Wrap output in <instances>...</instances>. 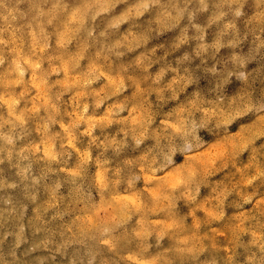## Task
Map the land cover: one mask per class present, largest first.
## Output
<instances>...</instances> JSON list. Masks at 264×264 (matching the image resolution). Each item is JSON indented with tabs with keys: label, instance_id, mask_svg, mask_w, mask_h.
I'll use <instances>...</instances> for the list:
<instances>
[{
	"label": "clouds",
	"instance_id": "9594fccd",
	"mask_svg": "<svg viewBox=\"0 0 264 264\" xmlns=\"http://www.w3.org/2000/svg\"><path fill=\"white\" fill-rule=\"evenodd\" d=\"M0 264H264V0H0Z\"/></svg>",
	"mask_w": 264,
	"mask_h": 264
}]
</instances>
